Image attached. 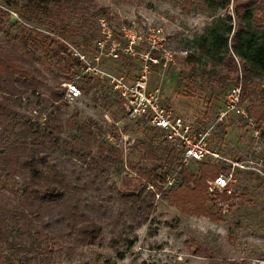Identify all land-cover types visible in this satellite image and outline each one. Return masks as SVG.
Masks as SVG:
<instances>
[{
	"label": "rangeland",
	"instance_id": "rangeland-1",
	"mask_svg": "<svg viewBox=\"0 0 264 264\" xmlns=\"http://www.w3.org/2000/svg\"><path fill=\"white\" fill-rule=\"evenodd\" d=\"M230 2L222 7L220 0H82L81 8L65 18L68 25L60 34L58 26L25 22L16 7L7 8L0 0V37L23 35L28 57L46 79L64 80L68 68V80L79 87V96L61 107L62 134L76 136L80 124L90 117L105 131L99 140L116 146L120 154L118 161L97 171L86 189L106 206L104 214L91 213L101 224L96 243L83 246L56 237L50 240L54 251L48 258H40L35 251L23 264H211V260L243 259L259 264L264 260V113L261 117L258 113L264 112V74L248 75V93L241 98L240 60L234 56L238 65L232 72L223 59L198 46L213 26L224 33L216 16L225 24H237ZM258 5L253 3L252 14L264 18V7ZM100 19L108 26L110 38L119 42L116 56L100 54L96 47L95 40L101 37ZM19 22L34 30L22 28ZM122 26H131L136 36L129 51L122 49L126 37ZM251 28L255 31L253 24ZM152 38L157 40V48H150L148 40ZM56 40L66 47L57 54L51 49ZM71 56L101 72L83 71L81 65L69 68ZM143 64L148 87L157 89L163 107L188 123L192 134L204 133L209 148L243 165L232 169L230 193L209 192L206 181L212 177L205 178L201 204L208 214L187 213L173 202L180 170L185 167L197 173L196 161L224 170L231 165L222 159L180 164V151L162 137L160 129L124 117L109 75L131 80ZM83 83L85 88L80 87ZM234 84L240 85L241 106L248 118L223 113V95ZM252 104L256 110L249 109ZM171 147L176 150L173 157L167 155ZM64 152L59 149L60 165L70 167ZM157 164L162 172L178 168L175 180L165 190L154 187L153 210L147 220L137 223L129 203L120 199L117 191L130 190L142 180V171ZM2 181L8 188L18 185L0 177V184ZM123 182L128 187L122 186ZM194 243L205 246L214 259L195 254ZM0 250L11 257V264H19L13 260L16 252ZM0 264H6L4 258L0 257Z\"/></svg>",
	"mask_w": 264,
	"mask_h": 264
},
{
	"label": "trees",
	"instance_id": "trees-1",
	"mask_svg": "<svg viewBox=\"0 0 264 264\" xmlns=\"http://www.w3.org/2000/svg\"><path fill=\"white\" fill-rule=\"evenodd\" d=\"M80 1L4 0V3L7 8L16 7L25 22H46L58 26V33L62 34L68 25L65 18L81 8ZM220 1L222 7L229 4V0ZM230 3L237 24H225L216 16L215 22L221 23L224 33L213 26L208 38L200 40L198 46L223 59L232 72H236L238 65L234 56L240 60L243 98L248 93V75L264 74V18L253 16L251 11L253 3H258L259 8L264 7V0H231ZM19 23L28 31L34 30ZM54 42L50 45L56 54L66 48L63 42ZM26 46L23 35L10 37L4 34L0 37V177L18 182L11 188L3 181L0 184V249L16 252L13 260L19 264L28 262L29 253L35 251L40 258H48L54 251V243L50 240L56 237L83 246L96 243L101 224L91 213L104 214L106 206L95 201L86 189L98 170L102 171L105 165L120 159L116 146L99 140L105 131L90 117L80 124L76 136L62 134L61 107L68 102L63 97L61 83L69 79L67 72L70 69L65 70L64 80L46 79L31 62ZM80 63L77 56H71L68 67L80 66ZM85 86L83 83L80 87ZM261 101L264 103L263 98ZM249 109L254 110L255 105ZM258 113L261 117L264 112ZM61 148L65 149L70 167L60 165L58 154ZM175 153L172 147L167 151L169 157ZM196 163L197 173L181 168V180L172 200L187 213L208 214L201 204L203 181L215 176L219 168L203 161ZM162 173L161 164L154 165L142 171V180L130 190L117 191L118 197L129 203L137 223L147 220L152 212L154 187H161ZM126 184L123 182L122 186ZM193 246L195 254L207 260L214 259L205 246L197 243ZM1 255L0 250V257L6 264H11L8 254ZM211 261V264H250L244 259L239 262Z\"/></svg>",
	"mask_w": 264,
	"mask_h": 264
},
{
	"label": "built area",
	"instance_id": "built-area-1",
	"mask_svg": "<svg viewBox=\"0 0 264 264\" xmlns=\"http://www.w3.org/2000/svg\"><path fill=\"white\" fill-rule=\"evenodd\" d=\"M99 25L101 37L95 40L99 53L116 56L115 49L118 47L119 42L110 38V30L104 20L100 19ZM121 30L126 36L122 49L129 51L131 45L136 41V36L131 33V26H122ZM148 41L150 48H157V40L155 38ZM79 58L83 59V55H79ZM94 58L97 59L98 56L95 55ZM148 58L153 62L157 61L156 58ZM81 66L83 71L101 72L89 64H82ZM109 81L120 99L124 117L128 120L139 119L152 127L160 129L163 132L162 137L165 140L172 141L180 151V164H185L189 160L213 161L222 159L229 162L231 165L230 169L224 170L219 168L216 175L206 181V187L209 192L220 191L230 193V183L234 179L232 169L234 167H243V165L236 160H229L221 156L217 151L209 148L204 133L192 134L191 126L188 123L180 116L171 114L169 110L163 107L157 89H149L148 87L146 64L142 65L138 75L131 80H125L122 76L109 75ZM61 84L64 86L63 97L67 102H71L79 96L80 90L75 82L68 80ZM223 103V113H231L241 118H248L244 108L241 106L239 84H234L227 88L223 95ZM177 169L168 172L163 171L161 190H165V188H169L173 184ZM155 194L157 196V193ZM259 264H264V260L259 261Z\"/></svg>",
	"mask_w": 264,
	"mask_h": 264
}]
</instances>
